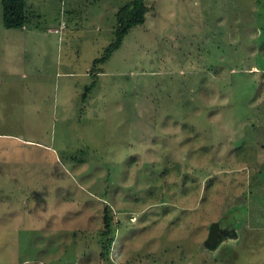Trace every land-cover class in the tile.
I'll list each match as a JSON object with an SVG mask.
<instances>
[{"label":"rangeland","instance_id":"rangeland-1","mask_svg":"<svg viewBox=\"0 0 264 264\" xmlns=\"http://www.w3.org/2000/svg\"><path fill=\"white\" fill-rule=\"evenodd\" d=\"M132 1L0 0V264H264V0H144L94 61Z\"/></svg>","mask_w":264,"mask_h":264},{"label":"trees","instance_id":"trees-1","mask_svg":"<svg viewBox=\"0 0 264 264\" xmlns=\"http://www.w3.org/2000/svg\"><path fill=\"white\" fill-rule=\"evenodd\" d=\"M1 6L2 22L5 27H20L25 23V0H1ZM145 10L146 5L144 0H133L131 5H125L121 9L122 13L119 15V25L115 30L114 40L105 46L103 54L94 59V61H105L108 59L110 54L120 46L127 30L131 26L143 22ZM103 225L104 229L102 230V236L107 237L104 246L107 249L106 252H108V247L113 235L110 234L114 232L115 227L113 225L112 210L107 203L104 205L103 210Z\"/></svg>","mask_w":264,"mask_h":264},{"label":"water","instance_id":"water-1","mask_svg":"<svg viewBox=\"0 0 264 264\" xmlns=\"http://www.w3.org/2000/svg\"><path fill=\"white\" fill-rule=\"evenodd\" d=\"M218 229V224L217 222H212L210 226V232H209V237H212L215 233L216 230Z\"/></svg>","mask_w":264,"mask_h":264},{"label":"crops","instance_id":"crops-1","mask_svg":"<svg viewBox=\"0 0 264 264\" xmlns=\"http://www.w3.org/2000/svg\"><path fill=\"white\" fill-rule=\"evenodd\" d=\"M23 26H24V24L21 27H23Z\"/></svg>","mask_w":264,"mask_h":264}]
</instances>
